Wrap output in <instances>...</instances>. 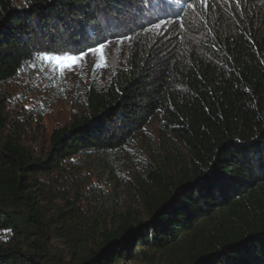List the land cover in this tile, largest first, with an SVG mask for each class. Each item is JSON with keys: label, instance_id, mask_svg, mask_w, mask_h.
Segmentation results:
<instances>
[{"label": "trees", "instance_id": "obj_1", "mask_svg": "<svg viewBox=\"0 0 264 264\" xmlns=\"http://www.w3.org/2000/svg\"><path fill=\"white\" fill-rule=\"evenodd\" d=\"M193 2L0 0V264H264V0ZM125 36L37 151L6 83Z\"/></svg>", "mask_w": 264, "mask_h": 264}, {"label": "rangeland", "instance_id": "obj_2", "mask_svg": "<svg viewBox=\"0 0 264 264\" xmlns=\"http://www.w3.org/2000/svg\"><path fill=\"white\" fill-rule=\"evenodd\" d=\"M114 41L108 44L105 49L106 66L97 67L93 70V65L99 57L92 54L87 55L79 66H74L72 71L65 70V74H57L54 80L49 79L45 63L36 61V68L26 65L19 71V75L10 79L5 85L7 93V107L11 115L24 120L27 124L33 125L31 133L26 134L29 144L34 145L37 151L47 144L48 133L62 125L68 124L74 116L82 109L85 92L89 84L95 79L101 83L105 81L111 71L114 70L118 59L122 58L121 49H126L125 40ZM44 68L41 73L39 69ZM63 89V91H61ZM21 96L22 99L16 100L14 97ZM25 105L29 109L25 110ZM30 120V121H29ZM32 121V122H31ZM37 123V124H36ZM35 126L41 130L37 131ZM158 122L155 121L150 130L152 139H158ZM43 130L45 133H43ZM159 140V139H158ZM140 148L135 154L145 156L146 152L139 153L144 148L143 143H139ZM122 165V162H121ZM123 163L121 169H124ZM141 209L140 207H138ZM118 264H138L134 261L119 262Z\"/></svg>", "mask_w": 264, "mask_h": 264}, {"label": "snow or ice", "instance_id": "obj_3", "mask_svg": "<svg viewBox=\"0 0 264 264\" xmlns=\"http://www.w3.org/2000/svg\"><path fill=\"white\" fill-rule=\"evenodd\" d=\"M219 2V0H194L193 3H189L188 7L192 9L193 11L196 10V4L199 3L205 11L210 10V4ZM225 3L229 2V0H224ZM232 2L239 5L240 0H232ZM154 27L159 30L161 29V23H156ZM183 27V25H181ZM123 39L131 40V37H123L121 39V43L123 42ZM110 41L108 40H98L94 45H88L85 48H81L77 50L78 54H69L67 51L61 53V54H51L49 50H43L40 52L39 55L35 56L33 58V63L29 65L32 68H36V61L45 63V67L47 68V73L49 75L50 80H54L59 74L60 76H63L65 74V70L72 71L74 66H79L81 61L84 60V58L92 54L94 56H98V61L93 65V70L95 68L100 67L103 68L106 66V56H105V49L107 48ZM264 63V61H262ZM41 73L45 71L44 68L39 69ZM19 75V72L17 73ZM63 91V89H61ZM16 100L22 99L21 96L14 97ZM25 110L29 109V105H25Z\"/></svg>", "mask_w": 264, "mask_h": 264}]
</instances>
